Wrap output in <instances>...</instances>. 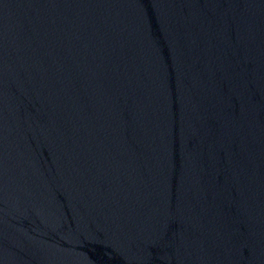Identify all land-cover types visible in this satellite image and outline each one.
Returning <instances> with one entry per match:
<instances>
[{"label": "water", "instance_id": "obj_1", "mask_svg": "<svg viewBox=\"0 0 264 264\" xmlns=\"http://www.w3.org/2000/svg\"><path fill=\"white\" fill-rule=\"evenodd\" d=\"M0 264H264V0H0Z\"/></svg>", "mask_w": 264, "mask_h": 264}]
</instances>
